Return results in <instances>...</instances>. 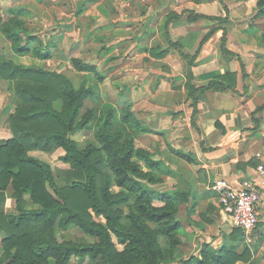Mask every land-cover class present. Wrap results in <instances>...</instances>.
Listing matches in <instances>:
<instances>
[{
	"label": "crops",
	"instance_id": "crops-1",
	"mask_svg": "<svg viewBox=\"0 0 264 264\" xmlns=\"http://www.w3.org/2000/svg\"><path fill=\"white\" fill-rule=\"evenodd\" d=\"M255 1L0 0L1 22L16 16L38 36V41L30 43L31 49L50 52L46 59L33 53L15 54L0 31V56L5 54L16 64L63 71L74 83L77 75L96 78L94 86L101 98H112L119 112L129 108L148 128L143 136L163 133L159 122H172L174 112H185L190 120L187 70L192 72L194 84L221 72L235 73L234 88L209 90L198 100L193 127L200 144L195 156L197 170L192 172L199 180L195 192L178 206L181 243L175 263L198 254L205 241L220 247L223 234L232 231L213 182L226 179L238 187L240 180L253 175L255 166L264 161V107L256 110L264 103V15L249 21ZM173 14L178 16L171 18ZM21 35L24 44L25 35ZM223 36L232 55L221 50ZM179 44L189 55L198 51L192 62L180 55ZM73 59L94 70H78ZM88 79L85 83L92 84ZM17 102L13 81L0 76V139L11 136L9 118ZM86 102L89 105L91 100ZM79 131L72 134L74 139ZM236 136V141L211 149L217 142ZM55 152L61 155L63 149ZM1 210L14 212L10 190L5 191ZM257 212L252 240L238 243L237 253L244 246L246 251L237 264H264V188ZM2 234L0 229V240ZM186 252L189 255L185 256Z\"/></svg>",
	"mask_w": 264,
	"mask_h": 264
},
{
	"label": "trees",
	"instance_id": "trees-1",
	"mask_svg": "<svg viewBox=\"0 0 264 264\" xmlns=\"http://www.w3.org/2000/svg\"><path fill=\"white\" fill-rule=\"evenodd\" d=\"M252 12V18L264 15V0H256ZM0 31L15 54L50 56L48 50L31 49L30 43L38 41V36L16 16L0 20ZM178 47L189 63L198 52L189 55ZM221 50L233 54L225 48L224 36ZM73 62L78 70H94L77 59ZM0 76L13 81L18 99L9 118L11 136L0 139V204L6 190L11 191L14 203V212L0 211V264H70L72 258L74 264H237L243 259L245 246L241 253L237 246L244 234L233 227L223 234L220 247L205 241L198 254L175 263L181 243L178 206L196 190L199 179L190 170L173 169L155 156L154 149L136 144L135 133L148 128L129 108L118 112L112 104L100 103L94 85L75 84L63 71L16 64L5 54L0 56ZM186 76L190 122L196 126L198 100L205 98L206 91L234 88L235 73L221 72L200 84L191 82L190 70ZM86 100L91 103L87 105ZM262 107L264 103L256 110ZM84 129L92 130L91 141L82 143L72 137ZM238 138H225L211 149ZM58 148L63 149L58 159L68 165L62 174L30 153L52 154ZM173 151L197 163L189 152ZM160 173L181 182L162 187ZM71 226L92 240L67 239L63 231Z\"/></svg>",
	"mask_w": 264,
	"mask_h": 264
},
{
	"label": "rangeland",
	"instance_id": "rangeland-1",
	"mask_svg": "<svg viewBox=\"0 0 264 264\" xmlns=\"http://www.w3.org/2000/svg\"><path fill=\"white\" fill-rule=\"evenodd\" d=\"M252 12L249 11V21L254 22L256 19L253 20L251 17ZM261 24H264V19ZM255 26V25H254ZM73 78L74 76L71 75ZM75 79V83H80L81 80L86 81L88 77H83V75H77ZM89 83L92 85H97L96 78L92 77L88 79ZM97 82V83H96ZM103 84V83H101ZM105 88V85H103ZM108 102L117 109L119 105L112 98L103 97L100 103ZM119 112V111H118ZM174 120L172 122L168 121H160L161 127L163 128L164 132L161 134H146L144 137L141 133H135L136 135V144L142 143L143 146H148L151 150L154 149L155 156L158 158H164L166 162L172 167L173 169L181 168L183 170H190L195 171L197 170V163L188 162L183 158H180L177 154L174 153L173 150L179 149L184 152H189L193 156H197V151L199 150V137L194 132V127L191 125L190 120H188L187 115L185 112H174ZM141 142L138 140L139 136ZM74 137L81 141L82 143L88 142L92 140V130L91 129H84L79 131L74 135ZM141 146V145H139ZM38 154L41 158L47 160L55 172L62 174L63 171L66 170L68 167L67 164L63 163L61 160L58 159V153L53 152L52 154L41 152V151H34ZM163 181L159 184L162 187H172L177 185L181 182L178 177H171L165 173H160ZM195 190L193 191V193ZM63 236L67 239H75V238H82L84 237L87 240H92V238L88 235L82 233L77 227L71 226L66 231H63ZM215 237V236H214ZM213 240V237H212ZM161 243H164V238H161ZM185 256L189 255V252L184 253ZM75 263V258H72L70 264Z\"/></svg>",
	"mask_w": 264,
	"mask_h": 264
},
{
	"label": "built area",
	"instance_id": "built-area-1",
	"mask_svg": "<svg viewBox=\"0 0 264 264\" xmlns=\"http://www.w3.org/2000/svg\"><path fill=\"white\" fill-rule=\"evenodd\" d=\"M260 156V153H257ZM212 188L218 192V199L227 211L231 226L239 227L247 242L252 240L251 231L258 222L257 206L264 188V161L259 162L251 176L240 180L238 187L226 179L215 180Z\"/></svg>",
	"mask_w": 264,
	"mask_h": 264
}]
</instances>
